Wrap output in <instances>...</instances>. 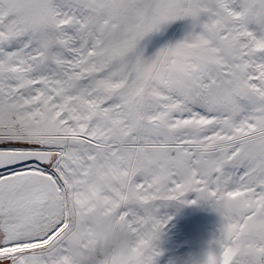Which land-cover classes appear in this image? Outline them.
Returning <instances> with one entry per match:
<instances>
[{"label": "snow or ice", "instance_id": "obj_1", "mask_svg": "<svg viewBox=\"0 0 264 264\" xmlns=\"http://www.w3.org/2000/svg\"><path fill=\"white\" fill-rule=\"evenodd\" d=\"M174 205L169 264H264V0H0V264H160Z\"/></svg>", "mask_w": 264, "mask_h": 264}, {"label": "rangeland", "instance_id": "obj_2", "mask_svg": "<svg viewBox=\"0 0 264 264\" xmlns=\"http://www.w3.org/2000/svg\"><path fill=\"white\" fill-rule=\"evenodd\" d=\"M161 215L172 216L161 247L164 255L160 264L178 261L189 254L207 250L217 232L218 216L207 206H169L161 209Z\"/></svg>", "mask_w": 264, "mask_h": 264}, {"label": "clouds", "instance_id": "obj_3", "mask_svg": "<svg viewBox=\"0 0 264 264\" xmlns=\"http://www.w3.org/2000/svg\"><path fill=\"white\" fill-rule=\"evenodd\" d=\"M209 264H211V262H209Z\"/></svg>", "mask_w": 264, "mask_h": 264}]
</instances>
